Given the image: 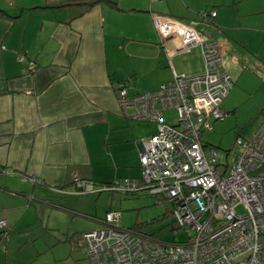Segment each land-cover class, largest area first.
<instances>
[{"label":"crops","instance_id":"1","mask_svg":"<svg viewBox=\"0 0 264 264\" xmlns=\"http://www.w3.org/2000/svg\"><path fill=\"white\" fill-rule=\"evenodd\" d=\"M112 1L81 9L62 7L61 0H0V219L5 218L9 229L0 264H62L58 261L68 258L87 264L81 231L55 240L46 232L43 236L50 238L43 240L20 227L37 222L33 209L47 199L38 195L42 191L58 198L87 194L73 190V173L95 182L139 176L138 151L156 122L124 114L117 101L118 84L124 80L133 94L204 67L199 45L177 50L178 37L161 40L152 13L178 18L219 42L233 86L221 102L224 116L217 121L237 109L235 103L226 109L224 101L240 89L234 83L238 63L264 64L257 49H248V37L243 42L226 31L248 26L240 20L239 9L227 11L238 0ZM253 2L252 12L262 15L264 0ZM198 8L213 9L215 15L201 17L199 10L196 19ZM255 106L262 117L264 96ZM166 109L177 115L174 108ZM254 130L236 135L247 137ZM60 199L73 206L68 198ZM97 217L93 220L101 226L103 216ZM36 226L49 228L40 222Z\"/></svg>","mask_w":264,"mask_h":264},{"label":"built area","instance_id":"2","mask_svg":"<svg viewBox=\"0 0 264 264\" xmlns=\"http://www.w3.org/2000/svg\"><path fill=\"white\" fill-rule=\"evenodd\" d=\"M198 14L212 18L215 10L202 9ZM151 18L161 40L179 38L177 50L199 45L204 67L200 73L174 74L154 89L133 94L118 84L123 113L155 121L156 130L142 140L139 176L121 177L103 187L156 196L165 209L170 207L173 233L180 229L185 237L164 239L124 227L119 223L121 211L110 208L101 226L82 232L88 260L90 264H264V115L250 136L236 135L226 150V161H219L216 147L201 139L205 130L213 129L214 120L223 118L221 102L233 85L222 64L219 42L178 18L158 12ZM166 108L176 110L174 123L163 119ZM72 187L79 194L96 191L92 181L75 173ZM6 229L1 218L4 236Z\"/></svg>","mask_w":264,"mask_h":264},{"label":"rangeland","instance_id":"3","mask_svg":"<svg viewBox=\"0 0 264 264\" xmlns=\"http://www.w3.org/2000/svg\"><path fill=\"white\" fill-rule=\"evenodd\" d=\"M221 1L222 3H226V1L230 0ZM253 1L254 0H238L233 5L226 6L227 11L231 12L233 8L235 10L239 9L243 15L240 20L242 23L248 24V26L244 25L242 27H227L228 29H226V31H228V35H238L239 38L243 39V42L246 41L248 37V49L252 52H255L257 49V56L263 58L264 61V31L261 30L264 28L261 26L264 13L260 15L259 13L252 12L255 4ZM200 9L201 8L195 9V12H193L196 19H199L196 12ZM245 51L246 50H241V53ZM238 65L240 71L237 73L238 76L234 83H236L240 89H236L234 93L224 101L226 109L232 107V103L238 105L237 109L234 112L231 111L226 113L223 120H216L213 130H205L201 134V139L205 143L216 147L219 153V161L222 162L226 161V150L231 148L236 134L248 135L252 129L257 128L256 126H258L263 119L260 113H256L255 104L259 98L264 96V64L255 61L252 63L239 62ZM239 78L240 80L237 82ZM163 113L166 121L170 123L175 122L176 115L174 110L166 109ZM95 185V189L103 187L101 185ZM38 195L44 196L47 199L39 203V205L36 204L35 209H33V217H36L37 222H40L41 225H47L49 228L37 227V222L32 221L26 226H21L20 231L28 229L27 232L32 233L33 236H41L43 240H49L50 238L43 236L46 232L50 233L51 237L55 240L58 237L62 238L64 233L72 231H81L82 233L97 228L99 226L98 222L95 221L96 219L99 220L97 216H103L111 205L121 210L119 223L124 227L139 223L141 225L140 229L157 234L160 238L182 240L185 237V234L180 229H178V232L173 233L170 228L174 223V218L169 211L170 207L165 209L163 207L164 203L159 202L156 196L142 191L131 194L130 192L122 191L118 188L112 189L110 187H103L102 191L99 193L88 192L81 196L62 194L60 198H68L67 200L73 204V206H70L71 208L63 204L60 198L50 194L49 191H42ZM91 196H93L94 199L91 198ZM53 200H56L55 203ZM56 202H58V204ZM237 209L240 210V207L238 206ZM8 230L7 228V233ZM0 238V240H2L0 248L3 250L7 241V236H4L3 233L0 232ZM80 256H83V250L82 252L80 251ZM86 260L87 264H89L88 259ZM58 262H62V264H82L81 259L74 260L73 258H68L67 260L62 259Z\"/></svg>","mask_w":264,"mask_h":264},{"label":"trees","instance_id":"4","mask_svg":"<svg viewBox=\"0 0 264 264\" xmlns=\"http://www.w3.org/2000/svg\"><path fill=\"white\" fill-rule=\"evenodd\" d=\"M98 1H101V0H61L60 6H62V7L73 6V7H79L81 9H86V8L90 7L91 5H93L94 3L98 2ZM104 1L114 4V2L112 0H104ZM204 10H206V9H204ZM121 83L125 84V81L121 80ZM92 182L94 184H99V185L106 186V187L108 185H110V184H113V182H95V181H92ZM126 192H130L131 194H136L137 190H127ZM104 214H103V216H104ZM134 224H136V225H132V227H137V228L140 229L141 225L139 223L138 224L134 223ZM143 231H145V230H143ZM81 236H82V233H81Z\"/></svg>","mask_w":264,"mask_h":264}]
</instances>
